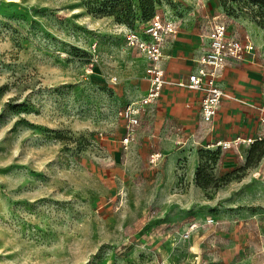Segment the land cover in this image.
<instances>
[{
  "label": "rangeland",
  "instance_id": "obj_1",
  "mask_svg": "<svg viewBox=\"0 0 264 264\" xmlns=\"http://www.w3.org/2000/svg\"><path fill=\"white\" fill-rule=\"evenodd\" d=\"M119 3L108 14L104 0H0V264H264L251 234L238 260L220 243L236 225L223 224L230 203L264 205V174L252 170L264 143L234 154L197 144L194 174L170 176L137 130L124 144L119 115L149 85L150 59L128 29L148 39L153 12L179 28L220 12L233 30L241 19L264 29V0Z\"/></svg>",
  "mask_w": 264,
  "mask_h": 264
},
{
  "label": "crops",
  "instance_id": "obj_2",
  "mask_svg": "<svg viewBox=\"0 0 264 264\" xmlns=\"http://www.w3.org/2000/svg\"><path fill=\"white\" fill-rule=\"evenodd\" d=\"M218 14L222 15L220 12L207 15L201 28L190 25V22L183 23L175 37L165 46L160 64L165 70L167 82L152 104L153 114L150 118L142 120L137 127V140L147 144L150 154H165L170 176H175L178 169L180 172H186L188 176L194 174L198 160L197 144L211 145L220 140H233L237 137L257 138L263 129L258 107L264 100V29L257 23L241 19L238 29L228 27L229 32L239 38L248 35L255 44V50L247 55L246 59L229 61L223 68L219 83L225 93L211 125L200 118V101L204 92L182 85L187 82L188 75L197 69L196 58L203 48V26L211 16ZM144 62V59L139 61L132 69H135V72L143 71ZM261 141L264 143V139ZM235 148L229 149L232 154ZM259 158L258 167H253L252 170L264 174V152ZM181 159L187 160L185 168H177ZM258 190L264 194V183L259 185ZM240 204L232 202L229 204L231 206L226 207L229 211L224 214L223 224L234 220L236 225L231 223V226H224L226 232L220 238L221 246L225 248L222 250L223 257L229 259L233 255L236 257L238 253L241 256L242 242L246 243L251 234L257 241L254 258H262L264 205L260 204L261 208L257 205L249 209L241 207ZM245 219L251 229L255 228L253 234L243 232L248 228ZM236 263L245 264L240 259Z\"/></svg>",
  "mask_w": 264,
  "mask_h": 264
},
{
  "label": "built area",
  "instance_id": "obj_3",
  "mask_svg": "<svg viewBox=\"0 0 264 264\" xmlns=\"http://www.w3.org/2000/svg\"><path fill=\"white\" fill-rule=\"evenodd\" d=\"M178 24L174 19L163 18L160 14L154 15L148 24L146 39L139 31L128 29L126 39L128 45L136 46L146 52L150 59L146 72L149 86L146 94L138 100L128 103L119 111L120 117L126 122V134L123 138L125 145L130 143L140 124V115L146 107L151 106L161 94L163 86L167 82L165 70L160 61L164 55L166 44L171 41L178 31ZM203 48L196 58L197 69L188 75L187 82H181L189 88L202 90L200 101V118L211 125L220 108L224 89L219 83L223 68L229 61H241L255 50V44L246 35L244 38L231 34L228 23L223 15H213L202 28ZM259 120L262 124V132L257 138L217 141V145L228 148L242 141H255L264 139V100L259 105ZM160 153H153L151 160L155 161ZM195 223H191L189 229H193Z\"/></svg>",
  "mask_w": 264,
  "mask_h": 264
},
{
  "label": "trees",
  "instance_id": "obj_4",
  "mask_svg": "<svg viewBox=\"0 0 264 264\" xmlns=\"http://www.w3.org/2000/svg\"><path fill=\"white\" fill-rule=\"evenodd\" d=\"M122 0H104L105 2V7H106V11L108 14H113V9L115 8V6H117L116 4H120L119 2H121ZM150 3L149 5H151L152 0H149ZM256 1H261V0H256ZM110 3V4H109ZM149 9H153L152 6ZM120 14H125L126 12V8H121V11L119 12ZM152 16H154V12L150 15L149 18H151Z\"/></svg>",
  "mask_w": 264,
  "mask_h": 264
}]
</instances>
